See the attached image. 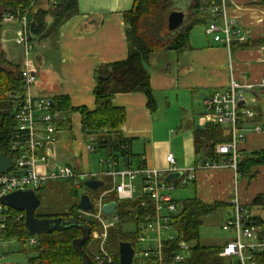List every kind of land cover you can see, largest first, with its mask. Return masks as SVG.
<instances>
[{"label":"trees","instance_id":"trees-1","mask_svg":"<svg viewBox=\"0 0 264 264\" xmlns=\"http://www.w3.org/2000/svg\"><path fill=\"white\" fill-rule=\"evenodd\" d=\"M32 1L0 0V155L3 154L10 159H13L15 153L20 151L12 150L10 142L16 131L13 114L19 105L18 96L21 95V63L9 61L2 48L3 16L6 13L14 17L26 14L27 39L33 47L35 44L40 47L43 41L53 40L59 27L77 14V0H57L53 4L43 0L31 6ZM259 1L264 6V0ZM207 2L208 0H134L130 10L122 15L127 44L126 58L101 65L95 70L96 84L92 91L95 109L89 111L83 107L73 108L67 97L57 96L50 100L52 112L79 113L85 135L93 137V143L97 145V148L108 149L109 160L122 162L125 167L132 168L134 155L129 149L130 140L124 138L119 132L124 122L125 112L123 108L115 107L112 99L119 94L141 93L146 98L149 110L151 112L155 110L156 103L145 64L151 55L157 53L188 52L191 49L190 31L205 21H211L210 16L204 12ZM174 11L184 12L185 21L178 30L168 32L166 18ZM231 44V51L249 49L257 45L264 47V38L249 39L243 44L238 42ZM34 60L36 62V59ZM254 119L255 117L243 118V126L257 125ZM230 141V137L224 134V130L213 123L207 124L205 129H195L192 143L195 158H197L195 164L200 162L199 160L204 163L209 160L219 163L221 156L215 154L214 148L219 143L226 144ZM236 156L235 170L241 178H253L256 174L255 167H264V151L262 153L238 151ZM104 190L109 189L95 190L94 199L96 200ZM110 202L116 204L117 223L107 231L105 243L110 242L118 246L120 243L127 242L134 250V244L140 236V215L149 208L142 207L141 201L118 202L114 194L104 196L103 204ZM176 203L178 212L173 217L176 240L163 242L165 257H170L177 250L176 244L181 241L190 244L188 257L182 264H238L236 260L218 257L224 244L203 246L199 242L202 219L220 209L230 208V204L215 202L208 205L195 196L176 201ZM40 205L39 200V207ZM38 208L35 211L37 219L70 218L79 225L83 222L76 218V204L60 213H38ZM245 209L248 211L250 224L260 227L264 234V194L256 195ZM252 209L261 210V213L252 214ZM20 215L14 210H7L3 240H16L25 245L26 238H34L36 245L31 248L34 256L28 257V264H81L83 256L87 257L92 264H98L93 259L99 254V240H92L90 237L87 240H81L82 231L75 226L30 236L24 228V216L19 218ZM128 223L134 225V232L123 230ZM87 226L90 232L101 231L99 225L94 222ZM105 250L112 257L110 264H119L117 251H109L107 247ZM23 251L27 253L26 250ZM135 262L137 264V258ZM252 264H264V253L253 254Z\"/></svg>","mask_w":264,"mask_h":264},{"label":"crops","instance_id":"crops-1","mask_svg":"<svg viewBox=\"0 0 264 264\" xmlns=\"http://www.w3.org/2000/svg\"><path fill=\"white\" fill-rule=\"evenodd\" d=\"M133 2L134 0H77V14L59 27L53 40L43 41L40 45L41 49L34 53L33 61L35 62L34 59H36L38 79L34 87L35 96H45L50 100L53 97L64 96L73 108L83 107L89 111L94 110L95 99L92 91L96 84L95 70L101 65L124 60L127 56L122 15L130 10ZM227 14L238 27L243 29L244 33L248 34L250 40L264 38V6L259 0H230ZM5 24L8 27L4 28V32L5 29L9 32L11 28L12 34L15 33L16 26L14 27L13 23ZM3 40L7 44L8 37H1L2 48ZM189 46L191 49L186 53H157L147 60L145 67L149 73L154 100L155 94L166 95L168 92H173L176 102L181 101L191 105L194 94L198 93L201 105L204 107L202 98L208 96L206 92L212 93L227 87L231 75L238 82L258 81L264 77L263 46L257 45V47L229 52L214 41H207L204 44L193 43L191 36ZM4 52L6 58L14 62L16 57L11 55V51L5 48ZM253 93L256 101L250 103L249 107L255 113V122L264 128V90H257ZM112 104L123 108L125 112L124 122L119 132L124 138L130 140L129 149L134 155L132 168L139 166L159 170L175 168L180 171L204 163L199 160L200 162L195 164L197 158H195L192 144L193 131L205 129L210 123L207 122L203 127H196L194 118L191 126L187 123L186 128L192 133V148L186 144L190 151L185 158L181 154L177 157L171 149L161 154V149L157 146L160 142H156L153 126L154 111L157 107L155 106V110L151 112L147 107L145 96L141 93L116 95L112 99ZM63 114V118L55 121L53 135L55 142L49 148L47 161L49 167L56 164L72 168L69 164H73L75 168L72 169L75 171L90 173L88 168H80V163L75 158H73L75 159L73 163L71 155L72 151H75L76 138L81 137L87 141L84 145L86 153H93L94 148H91L88 142H93L94 139L92 136L85 135L79 113L64 112ZM252 125L249 124L246 127L244 139L238 143L237 152L262 153L264 151V133L252 132ZM224 134L228 135L226 131ZM135 140L138 141L136 145L133 143ZM142 141L143 145L140 144ZM88 146L92 151L87 150ZM38 153H42V150ZM169 153L175 159L173 167L169 166L164 159ZM38 170L40 173L45 171L42 165L38 166ZM99 170L102 171V169ZM195 172V180L191 182V185L194 186L195 197L204 204L211 205L215 202L230 204L234 186L237 190V198L243 206H248L256 195L264 194V167L262 166L255 167V177L241 179V186L238 184L241 177L237 173L235 175L230 168L200 169ZM97 178L99 177L91 180L101 182L102 185L98 188L101 189L104 183ZM107 178L108 183L111 184V179ZM111 188L104 190L101 194L105 192H107L106 195L113 194L110 192ZM136 189L140 194L138 188ZM254 214H260V211L257 210Z\"/></svg>","mask_w":264,"mask_h":264},{"label":"built area","instance_id":"built-area-1","mask_svg":"<svg viewBox=\"0 0 264 264\" xmlns=\"http://www.w3.org/2000/svg\"><path fill=\"white\" fill-rule=\"evenodd\" d=\"M43 0H33L31 6ZM55 3L57 0H48ZM230 0H208L204 7V12L211 18L209 27L205 30V35L211 36L213 41L225 47L231 52V43H246L249 40L248 34L244 33L236 25L233 19L228 17L227 11ZM3 23H16L19 29L16 32L14 40L15 45L22 48L20 81L21 95L19 105L14 111V120L16 122V131L10 142L12 150L16 152L13 162V168L8 172L0 174V198L16 191H37L48 182L68 181L75 189L86 188L84 183L95 177L107 176L111 179V193H113L118 202L141 201L142 207L149 208L140 215L139 230L140 236L137 242H154L155 246L149 245L146 250L138 256L137 264H182L188 257L190 244L178 242L177 250L170 256L163 254V242L176 240V232L173 229V217L178 212L176 201L170 196L171 191L177 188H185L195 180V171L202 169L217 170L221 168H230L236 175L237 146L244 139L246 126H243V118L252 119L255 113L249 107L256 98L254 91L264 90V77L258 81L238 82L233 75L227 87L215 90L208 96L202 98L206 111L215 117L212 122L220 126L230 136L231 141L226 144H217L214 152L221 156V161H206L200 165H193L185 170L177 171L175 168L166 170L148 169L142 166L137 168H127L122 162L108 160L103 161L106 170L99 174L81 173L66 166L54 165L49 167L48 157L49 148L55 142V121L63 118L64 114L52 112L51 101L45 96H35L34 87L37 79V68L30 53L34 51L33 45L29 42L26 25V14L21 17H14L5 14ZM249 97L247 103L246 97ZM241 104V105H240ZM264 106V100H263ZM252 132L264 133V128L260 125H252ZM42 150V153H38ZM88 151H92L88 146ZM172 154H167L165 161L171 167L175 166V159ZM44 167V172L40 173L38 166ZM179 173V176L173 180H168L171 174ZM140 181V194L134 198L137 193L134 182ZM236 185V184H235ZM107 194H100L95 200H91L92 210L84 212L76 211V218L85 224L96 223L100 227V232L92 231L89 237L92 240H99V254L94 257V262L98 264H110L112 257L105 250V241L107 231L115 226L117 217L115 211L112 215L105 216L101 208L103 198ZM237 190L234 186L230 205L232 215L223 224V231H231L235 239L225 242L218 257L222 259H233L238 264H252V255L255 253H264V234L260 227L253 226L249 221L248 211L241 205ZM146 199V201L144 200ZM7 207L0 204V249L3 242L5 221L7 217ZM116 210V209H115ZM21 216L23 215L20 213ZM153 234L150 239L147 234ZM162 233L167 234V238L161 239ZM31 246L36 245L34 238L29 239ZM135 253V252H134ZM2 253L0 250V264L2 263Z\"/></svg>","mask_w":264,"mask_h":264},{"label":"rangeland","instance_id":"rangeland-1","mask_svg":"<svg viewBox=\"0 0 264 264\" xmlns=\"http://www.w3.org/2000/svg\"><path fill=\"white\" fill-rule=\"evenodd\" d=\"M210 21H205L203 24L195 26L192 31H190L191 40L194 43H201L204 44L207 41L212 42L213 39L211 36L205 35V30L209 27ZM15 33L12 34L11 28L9 32H4V28H7V24H3V31L1 33V37L4 38L8 37L7 44H5L3 40V48H8V51H11V55H14L16 59L14 62L21 63L22 55L21 51L22 48L15 45V38L16 32L19 29V26L16 23H13ZM10 27V26H9ZM6 34V35H5ZM8 34V36H7ZM41 48L35 44L34 51L30 53V58H34V53L39 51ZM38 80V79H37ZM36 80V81H37ZM207 95L210 93L206 92ZM175 93L168 92L166 95L155 94L156 100V110L155 115L153 116V126L156 135V142H160L157 146L161 149L160 153L162 154L164 151L166 152L168 149H171L173 153L178 155L181 154L183 158L189 155V148L186 147V144L192 148V133L191 131L188 132L187 123L191 126L192 119L194 118V126L196 127H203L205 124L212 123L215 121V117L208 113L204 107L201 105V99L199 98V94L195 93L193 96V103L190 105L189 103H182L181 101L176 102ZM247 103H249V97H246ZM181 127V130H179ZM177 132V134H175ZM186 135V136H185ZM76 140V141H75ZM75 151L73 150L71 159L72 162L75 159L80 163V168H88L91 174H99L105 170V166H103V161H108V149H99L97 145L94 144L92 141L88 142L91 145V148H94L93 153H86L84 151V145L87 141L83 139H75ZM138 141H134L133 143H137ZM144 142L142 141V143ZM141 150V148H140ZM138 150V151H140ZM135 152V147H134ZM192 152V149H191ZM194 157V156H193ZM75 158V159H73ZM182 158V159H183ZM192 159V158H191ZM74 163V162H73ZM64 165V164H61ZM66 165V164H65ZM72 168H75L73 164H69ZM135 166V162L133 163ZM99 169H102L100 171ZM104 183L101 189H110L112 185L108 183L107 177H99ZM243 178L239 179V185L241 186ZM134 187L138 188L140 192V181L136 180L134 182ZM101 189H99L101 191ZM37 196L41 202L40 207L38 208V213H60L65 212L69 208H71L74 204L78 203L80 197L84 194H87L90 200H94V192L90 189L80 188L75 189L73 188L69 182L62 180L56 182H48L44 186H42L37 191ZM138 192L134 194V198H138ZM171 198L173 201H182L188 198H194L195 196V189L194 186L188 184L186 188H177L170 193ZM256 209H252V214H254ZM261 213V210H258ZM232 215V209L225 208L220 209L216 213L211 214L202 219V226L199 231L200 241L203 246H218L227 241L234 240V234L229 231H223L222 227L226 220ZM101 218L107 219L108 217L102 216ZM125 232H134L135 227L133 224H126L124 229ZM167 234L162 233L161 239L164 240L167 238ZM148 238H154L153 234H147ZM24 242V240H23ZM25 245L22 243L12 240V241H4L1 245V253L3 256L1 264H28V257L34 256V253L29 244V238L25 239ZM149 245L155 246L154 242H135L134 244V264H136L135 260L138 256L142 253V251L146 250ZM105 248L107 247L109 251H113L118 253V246L111 244L110 242L105 243ZM23 250H26L27 253H24ZM107 250V249H106Z\"/></svg>","mask_w":264,"mask_h":264},{"label":"water","instance_id":"water-1","mask_svg":"<svg viewBox=\"0 0 264 264\" xmlns=\"http://www.w3.org/2000/svg\"><path fill=\"white\" fill-rule=\"evenodd\" d=\"M167 19L168 32H174L183 25L185 21V14L181 11H174L169 14ZM241 105V104H240ZM13 168V162L9 157L0 155V174L8 172ZM179 176V173L171 174L168 180H173ZM102 185L101 182L96 180H90L84 183L87 189L95 192ZM0 204L8 209L22 213L24 216V228L26 233L30 236H36L43 232L57 231L66 229L71 226H75L82 231L81 240H87L89 238L90 230L85 223L81 225L76 224L72 219L68 218H53V219H37L35 217V211L39 207V200L34 191H16L0 198ZM77 209L88 212L92 210L90 199L87 195L80 197L77 204ZM116 209V204L110 202L104 204L101 208L102 213L105 216H110ZM134 250L129 243L124 242L118 245V261L119 264H133ZM81 264H92L89 259L83 256Z\"/></svg>","mask_w":264,"mask_h":264}]
</instances>
